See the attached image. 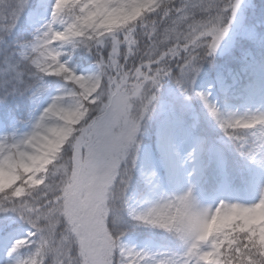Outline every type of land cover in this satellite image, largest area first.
<instances>
[{"label": "snow or ice", "instance_id": "1", "mask_svg": "<svg viewBox=\"0 0 264 264\" xmlns=\"http://www.w3.org/2000/svg\"><path fill=\"white\" fill-rule=\"evenodd\" d=\"M242 2L232 0L219 17L220 23L210 28L198 19L202 0H158L153 10L158 14L157 19L145 25L142 40L119 36L108 44L84 43L75 36L53 40L52 25L43 23L36 29L34 40L20 46L21 62L10 69L14 75L5 82V91L10 88L21 95L31 93L36 98L49 92L44 83L46 77L59 78L66 86L57 90V100L70 96L80 103L88 101L90 92L96 91L94 85L103 80L108 86L109 102L102 107L98 103L84 104L89 115L73 145L74 167L69 181L45 187L47 181L31 177L25 181L27 187H15L16 181L0 187V213H15L31 229L10 248V264H46L50 256L56 264H72L74 259L76 264H192L193 259L197 264H213V261L215 264H259L256 257L264 259V242L256 239L254 230L259 226L258 221L232 229L223 240H213L207 251L202 250L201 244H208L213 236L211 230L200 235L184 253L149 252L123 244L124 233L118 227L120 217L101 207L105 191L117 179L118 169L123 176L131 178L140 150L136 137L141 121L157 99L161 82L166 78L175 80L186 100L198 98L228 140L239 146L243 139L244 154L253 158L264 154V134L242 138L234 135L233 126L221 119L211 91L195 88L201 65L217 54L237 19ZM29 5L30 0H14L0 10L4 33L15 30ZM49 11L51 13V5ZM56 11L59 13L62 9ZM54 41L59 43L53 46ZM66 46H70V51H64ZM81 47L96 56L97 72L93 76L78 74L65 59ZM173 65L178 75H173ZM29 72L31 79L26 78ZM122 89L131 90V95H120ZM136 98L141 105L133 115L130 101ZM130 149L134 151L131 158L126 159ZM122 161L127 164L126 168H120ZM94 175L93 184L90 180ZM128 179L123 183L127 184ZM121 192L123 195V188ZM180 204L190 209V196L184 197ZM162 212L163 209H153L148 215ZM189 229L196 230L195 217L190 219ZM62 230L71 233V245L58 242L64 236ZM26 247L34 248L31 258L16 259L18 252Z\"/></svg>", "mask_w": 264, "mask_h": 264}, {"label": "clouds", "instance_id": "2", "mask_svg": "<svg viewBox=\"0 0 264 264\" xmlns=\"http://www.w3.org/2000/svg\"><path fill=\"white\" fill-rule=\"evenodd\" d=\"M13 2L14 0H0V10L6 9ZM231 2L232 0H202L199 22L209 28L220 23L219 17ZM50 5L51 13L45 23L52 25L51 38L54 40L56 37L75 36L84 43L108 44L117 36L121 39L135 37L142 40L145 25H150L158 15L153 11L158 6V0H50ZM57 8H61L62 11L57 13ZM81 48L96 57L86 48ZM94 86L96 91L90 92L89 100L80 103L70 96L57 100L56 95H52L47 106L33 115L31 129L27 134L17 136L13 133L0 136V187L12 181H16L15 187L20 185L27 187L25 181L31 177L47 181L45 187H55L70 180L74 167L73 145L89 115V109L84 104L98 103L102 107L109 102L108 86L103 80ZM15 94L19 93L15 90L7 92V95ZM27 94L29 93L20 95ZM124 94L131 95V90L122 89L120 95ZM159 95L160 91L150 111L141 121L140 131L136 137L139 145L142 125L152 117ZM29 98L34 97L31 94ZM130 103V111L134 115L141 101L136 98ZM218 109L221 119L233 126L234 135L242 138L245 135L251 137L255 134H264V111L225 113L219 107ZM219 129L221 130L220 127ZM228 141L240 156L253 165L264 168V154H258L255 158L250 157L244 154L243 139H240L239 146L234 141ZM133 151L134 149L129 150L126 159L131 158ZM5 160L7 163H4ZM126 167L127 164L122 161L120 168ZM133 172L134 170L131 178ZM131 178L123 176L118 169L117 179L105 191L101 207L108 208L110 214L118 215L121 222L126 219V222L134 226L152 227L166 232L178 243L180 250L177 253L186 252L200 235L211 230L213 236L208 244H201L202 250L207 251L213 240H223L232 229L253 221L259 222V226L254 228L257 232L256 239L264 242V186L259 190V198L253 203L228 200L205 203L198 196L194 185L172 192L155 188L149 206L138 209L132 205L128 195ZM125 179H128L127 184L123 183ZM95 182L94 175L90 183ZM187 196H190V209H185L180 204ZM153 209H163V212L160 215H148ZM193 217L196 218V230L190 231L189 221ZM162 224L169 227H161ZM228 225L232 227L229 228ZM62 231L64 236L58 242L71 245L73 242L71 233L67 230ZM32 255L26 259H30ZM256 259L259 264H264L261 257L257 256ZM46 264H56V260L50 256ZM72 264H76L75 259ZM192 264H197L195 259Z\"/></svg>", "mask_w": 264, "mask_h": 264}, {"label": "rangeland", "instance_id": "3", "mask_svg": "<svg viewBox=\"0 0 264 264\" xmlns=\"http://www.w3.org/2000/svg\"><path fill=\"white\" fill-rule=\"evenodd\" d=\"M46 1L45 3L48 6H45L43 10H27L24 14L29 23L37 28L42 26L50 16V0ZM263 14L264 0H243L236 21L232 24L228 35L221 44L227 52L226 55L221 54V59H226L227 56H230L235 46L241 47L240 43L245 42L243 40L259 43L261 47L264 46V29L261 28L264 22H260L258 19L255 21L256 16L263 18ZM58 43V41H54L53 46ZM219 52L216 55H219ZM96 65L97 60L81 69H72L80 75L93 76L97 72ZM262 68L264 71V63L262 64ZM216 74L214 77L201 78V80H204H199V84L195 88L197 91L210 90L212 101L217 104L221 111L225 113L264 111V72L259 75L250 74V88H248L246 97L243 99L241 105L224 102L237 91V86L240 83V72H235L233 69L228 68V66H221ZM44 83L48 85L49 92L42 93L35 98L37 112L47 106L51 96L56 94L57 90L66 86L64 81L54 80L52 77H46ZM167 84L168 82L163 84L162 81L161 90ZM235 98L239 99L240 96H236ZM194 101L198 102L203 113L207 112L203 103L198 98H194L191 101L186 100L180 93L179 88L174 85L168 86L160 99L157 106L158 113L164 116L159 127L161 130L160 135L153 144L140 145L137 165L134 170L142 183L147 184L146 193L140 198L137 195H133L134 193L128 192L134 207L138 209L148 207L150 201L153 199V189L157 188L156 186L164 191L172 192L186 188L189 185H194L198 196L205 203H218L220 200L253 203L259 198V190L264 186V168L251 165L249 169L251 180L249 189L245 195L238 192H230L226 184L228 163L223 151L217 146L211 150L210 154L215 164V170L222 177L220 178V191L217 195L211 197L202 195V186L205 180L202 171L204 166L202 157L204 140L189 128L183 125L184 128L181 127L180 120L172 108V103L174 105L175 102L183 105L187 104L190 107ZM12 123L11 132L8 131L6 134L14 133L17 136H23L31 129V126L27 128L20 126L15 120H12ZM6 134H3V131L0 130V136ZM20 198L22 197H18L17 199ZM2 219L3 217L0 216V224ZM27 232L25 230H12L4 235L3 239H0V264H10V257L8 255L10 248L17 239L23 238ZM123 244L130 248L149 252L166 251L150 239L142 244L134 239H128ZM21 257L22 249L16 255V259H22Z\"/></svg>", "mask_w": 264, "mask_h": 264}, {"label": "trees", "instance_id": "4", "mask_svg": "<svg viewBox=\"0 0 264 264\" xmlns=\"http://www.w3.org/2000/svg\"><path fill=\"white\" fill-rule=\"evenodd\" d=\"M2 27H4V22L2 23ZM23 37L24 36L19 35L20 39H22ZM16 40H18V36L16 33L7 34L6 44L3 47H1V52H0V66L1 67H4L6 65H12V62H15L17 64V66L20 65L21 59L18 58V55L16 54L14 56H11L13 54V50H14L12 48V45L14 46V41H16ZM21 42H23V39L21 40ZM67 51H70V46L68 47ZM2 57H4V61H3ZM67 58H69V60H70L71 67H73L75 69L84 67V66H86L92 62H95V60H96V57L92 56L86 50H84L82 48L77 49L74 54H72L70 57H67ZM20 68L22 69L23 67L21 66ZM175 70H177L176 72L178 73V69H176L175 66L173 65V75H178L179 73L177 74L175 72ZM163 82H175V80L172 78H166L163 80ZM11 102H14V107L19 112L17 114V116H20L21 118H23L24 116L28 115L30 106L27 104L26 101H24L23 98H20L19 96H17L15 94L12 96ZM11 112L14 113L13 111H11ZM23 114H25V115H23ZM148 125H151V123ZM219 136H221L227 140V137H225L224 134H220ZM136 183H137L136 184L137 186L142 187L141 183H139V182H136ZM143 192L144 191H142V193ZM1 215H2V213H0V216ZM5 218H6V220H7L6 222L8 223L9 226H12V225L22 226V225H24V226L30 227L24 221H22L15 213H7ZM118 227H119V230L124 233L122 238L124 236H127L128 234L135 232L134 226L132 224L126 222V221H124L122 224H119ZM26 248H27V252H29L28 256H30L34 253V248H32V247H26ZM28 256H26V258H28Z\"/></svg>", "mask_w": 264, "mask_h": 264}]
</instances>
